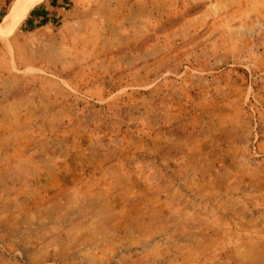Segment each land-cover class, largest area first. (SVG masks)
I'll list each match as a JSON object with an SVG mask.
<instances>
[{
	"label": "rangeland",
	"instance_id": "obj_1",
	"mask_svg": "<svg viewBox=\"0 0 264 264\" xmlns=\"http://www.w3.org/2000/svg\"><path fill=\"white\" fill-rule=\"evenodd\" d=\"M29 10L0 32V264H264V0Z\"/></svg>",
	"mask_w": 264,
	"mask_h": 264
},
{
	"label": "bare ground",
	"instance_id": "obj_2",
	"mask_svg": "<svg viewBox=\"0 0 264 264\" xmlns=\"http://www.w3.org/2000/svg\"><path fill=\"white\" fill-rule=\"evenodd\" d=\"M38 0H14L9 14L6 16L0 27V32H7L14 28L19 21L26 15L28 7Z\"/></svg>",
	"mask_w": 264,
	"mask_h": 264
},
{
	"label": "trees",
	"instance_id": "obj_3",
	"mask_svg": "<svg viewBox=\"0 0 264 264\" xmlns=\"http://www.w3.org/2000/svg\"><path fill=\"white\" fill-rule=\"evenodd\" d=\"M9 1H10V0H4V1H3V8H2V10H1L2 15H4V14L6 13V6L8 5ZM34 7H35V6H34ZM30 13H31V10H29V11L27 12L25 18L23 19L24 22L28 20V17H29V15H30Z\"/></svg>",
	"mask_w": 264,
	"mask_h": 264
}]
</instances>
